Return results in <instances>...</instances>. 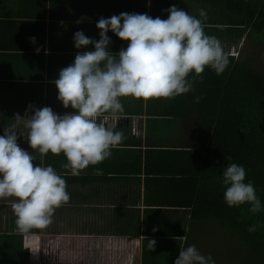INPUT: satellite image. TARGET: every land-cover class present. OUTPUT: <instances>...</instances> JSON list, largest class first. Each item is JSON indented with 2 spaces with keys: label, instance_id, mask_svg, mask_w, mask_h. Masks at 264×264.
Here are the masks:
<instances>
[{
  "label": "crops",
  "instance_id": "crops-1",
  "mask_svg": "<svg viewBox=\"0 0 264 264\" xmlns=\"http://www.w3.org/2000/svg\"><path fill=\"white\" fill-rule=\"evenodd\" d=\"M259 1L0 0V115L5 118L0 121V135L4 134L1 129L13 124L27 135L24 117L33 115L35 108L48 106L60 115L74 111L58 99L54 81L78 52L86 50L75 47L77 31L100 39L96 25L101 17L127 12L167 19L169 13L164 10L176 5L202 19L205 32L219 38L230 55L239 51V57L246 37L252 35L246 12L258 10ZM200 9L205 10L206 18L200 17ZM108 36L113 53L127 47L128 41L112 31ZM37 48L41 49L39 54ZM88 48L94 49V45ZM177 97L122 98L124 111L117 114L115 128L124 134L122 143L112 150L110 158L90 165L79 177L62 167L67 163L63 154L49 152L47 162V157L35 152L17 130L19 146L36 155L35 163L52 166L67 180L71 199L57 209L46 229L28 233L16 230L11 207L14 198L0 200V264H174L180 247L191 245L205 256L213 255L217 264L214 248L205 244L218 245L224 230L216 236L215 229L220 226L214 219L194 218L193 209L184 205L176 177L146 172L160 162L178 163L177 168L187 162L183 156L174 159L173 155H167L166 162L160 160L164 156L153 150L160 143L180 150L201 135L202 120L189 115L194 110L185 101L181 111L189 116L169 115L173 110L179 112ZM97 168L102 174H94ZM149 240L156 241L153 251L148 248Z\"/></svg>",
  "mask_w": 264,
  "mask_h": 264
},
{
  "label": "clouds",
  "instance_id": "clouds-1",
  "mask_svg": "<svg viewBox=\"0 0 264 264\" xmlns=\"http://www.w3.org/2000/svg\"><path fill=\"white\" fill-rule=\"evenodd\" d=\"M164 11L169 13L167 19L127 12L101 17L96 25L100 30L98 41L87 37L83 30L77 31L75 47L86 50L78 52L74 62L62 68L54 81L58 99L74 111L60 115L48 106L35 108L33 115L24 117L27 135L16 124L5 127L0 135V200L14 198L11 207L19 233L46 229L57 209L71 196L63 176L50 165L36 164V155L19 146L17 130L41 156L49 152L63 154L67 163L62 167L79 177L90 165L110 158L112 150L122 143L124 134L115 131L116 116L124 111L122 98H175L193 91L196 79L203 80L206 67L217 75L228 67L230 53L219 38L205 32L202 19L176 5ZM199 15L206 18L207 14L200 9ZM109 31L128 41L118 54L108 47ZM30 40L35 43V37ZM36 51L39 54L41 49ZM232 53L238 57L240 52ZM224 159L231 161L232 157ZM94 174H102V169H95ZM245 180V167L230 163L223 171V198L229 207L247 203L250 212L259 213L264 205L254 183ZM256 228L253 225L248 230L255 232ZM155 247L156 241L149 240L148 248L153 251ZM174 264H215V260L191 245L180 247Z\"/></svg>",
  "mask_w": 264,
  "mask_h": 264
},
{
  "label": "trees",
  "instance_id": "trees-1",
  "mask_svg": "<svg viewBox=\"0 0 264 264\" xmlns=\"http://www.w3.org/2000/svg\"><path fill=\"white\" fill-rule=\"evenodd\" d=\"M257 4L258 10H249L246 17L251 31L264 44V0ZM229 59L221 75L206 67L203 80L196 79L194 90L177 97L179 112L173 110L169 114L200 118L203 130L199 138L180 150L163 143L153 149L164 156L159 158L163 162L172 155L174 159L183 156L187 162L178 168V163L160 162L146 172L176 177L184 194V205L193 209L194 218L214 219L223 228L225 239H231V243L234 239L239 241L241 257L236 264H264V208L252 213L247 203L229 207L223 198L226 186L222 183L223 171L230 163L244 166L245 182L254 183L264 205V64L257 65V55L243 59L230 55ZM184 101L194 114L181 111ZM176 153L180 155L176 157ZM224 156H231L232 160ZM46 157L48 162L49 154ZM253 225L257 226L256 231L250 232L248 229Z\"/></svg>",
  "mask_w": 264,
  "mask_h": 264
},
{
  "label": "rangeland",
  "instance_id": "rangeland-1",
  "mask_svg": "<svg viewBox=\"0 0 264 264\" xmlns=\"http://www.w3.org/2000/svg\"><path fill=\"white\" fill-rule=\"evenodd\" d=\"M256 33L252 32V35H248L247 41L243 44L241 48V55L239 57H245L248 58L257 55L258 56V62L257 65L259 66L260 63L264 64V44H261L258 40H256ZM262 40V39H260ZM0 108V113H1ZM4 110V109H3ZM3 118V115H0V121ZM2 122H0L1 124ZM3 126H1L2 128ZM27 129L24 127V132L27 134ZM1 132L4 133V129H1ZM223 232V229L220 227L218 229H215V235L221 234ZM209 233L207 231L206 235ZM206 235L203 241L206 240ZM231 239H225L222 237H218V245L212 244V243H206L205 245L213 247V254L217 258V264H236L238 260L241 257V250H240V243L237 240H233L231 243ZM207 242V241H206ZM212 258L214 256L212 255Z\"/></svg>",
  "mask_w": 264,
  "mask_h": 264
},
{
  "label": "built area",
  "instance_id": "built-area-1",
  "mask_svg": "<svg viewBox=\"0 0 264 264\" xmlns=\"http://www.w3.org/2000/svg\"><path fill=\"white\" fill-rule=\"evenodd\" d=\"M231 54H234V53L231 52Z\"/></svg>",
  "mask_w": 264,
  "mask_h": 264
}]
</instances>
